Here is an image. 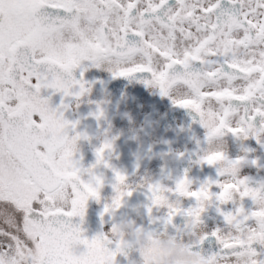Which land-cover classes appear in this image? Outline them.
<instances>
[{
  "label": "snow or ice",
  "instance_id": "1",
  "mask_svg": "<svg viewBox=\"0 0 264 264\" xmlns=\"http://www.w3.org/2000/svg\"><path fill=\"white\" fill-rule=\"evenodd\" d=\"M105 59L117 63L114 76L148 73L145 83L158 84L162 95L172 87L187 92L173 103L195 111L204 126L206 117L215 120L209 135L264 132V0H0V264H111L115 257L108 244L118 250V242L104 234L88 239L72 221L84 217L90 197L99 200L102 180L81 179L72 147L79 134L68 136L70 122L41 95L54 89L81 96L85 82L73 70L84 60L100 67ZM110 147L97 149L98 161ZM116 181L125 182V175L117 172ZM211 183L191 190L185 176L175 189L148 187L153 205L168 207L165 224L181 212L166 192L196 198L197 206L184 213L191 219L200 218L201 201L213 195L221 203L233 193L252 200L264 195V185L250 187L246 178L215 181L218 193ZM125 195L131 191L119 193L116 208ZM223 216L234 235L211 232L219 253L247 249L257 256L252 244L264 243V209L241 206ZM77 245L84 250L78 253Z\"/></svg>",
  "mask_w": 264,
  "mask_h": 264
},
{
  "label": "flooded vegetation",
  "instance_id": "2",
  "mask_svg": "<svg viewBox=\"0 0 264 264\" xmlns=\"http://www.w3.org/2000/svg\"><path fill=\"white\" fill-rule=\"evenodd\" d=\"M73 75L77 80L83 79L87 91L79 97L71 95L74 97L63 118L75 125L68 136L79 134L73 160L80 169L81 179L93 183L95 177L102 180L99 200L92 197V206L101 213L103 233L116 219L130 218L146 229H166L192 243L193 248L205 256L220 252L221 245L211 232L230 228L223 213L241 206L246 212L255 210L251 197L221 203L213 195L200 217L208 235L202 242L193 243L189 231L191 218L184 213L197 206L196 198L166 192L170 202L179 201L181 212L171 223L165 224L168 207L153 205L148 187L159 184L165 189H175L178 180L187 176L191 190H198L211 181L210 191H221L215 181H223L226 174L221 175L217 165H210L200 158V151L207 142V130L199 115L190 108L174 104L171 95H162L158 86L145 83L151 79L148 73L114 76L102 66L96 67L93 61L84 60L73 70ZM78 91L79 85L71 89L73 93ZM51 94L66 97L62 91L54 89ZM59 110L67 112L66 107ZM257 127H260L259 121ZM224 133L228 159L239 161L237 178H246L250 187L264 185V132L244 138L227 130ZM105 143H110L111 147L104 149L98 161L97 149ZM117 172L125 175L131 185V195L123 197L121 207L113 214L104 212V208L115 195L113 186ZM248 223L255 226V218ZM252 247L256 249L257 258L264 259V244L254 241ZM138 257L137 252H132L128 257L118 254L116 260L118 264H133Z\"/></svg>",
  "mask_w": 264,
  "mask_h": 264
},
{
  "label": "clouds",
  "instance_id": "3",
  "mask_svg": "<svg viewBox=\"0 0 264 264\" xmlns=\"http://www.w3.org/2000/svg\"><path fill=\"white\" fill-rule=\"evenodd\" d=\"M100 66L110 72H113L118 67L117 63L110 59L102 60ZM153 85L158 86V84ZM169 94L172 99H180L182 95H187L188 93L185 92L182 94L177 88L172 87L169 89ZM205 122L207 126H203L207 130V142L200 151L201 160L205 161L206 157L220 154L222 158L216 159L213 164L217 165L219 170L226 174L225 179L221 182L228 184L238 180L239 163L233 164L232 162L235 160H229L227 157L228 142L224 138L225 133L217 132L209 135L211 130L216 127V122L207 117L205 118ZM239 136L241 138L245 137L243 134ZM77 140L78 139H76L72 145L74 151ZM116 184L117 188L115 189V195L111 198V203L108 204L109 212L113 214L116 213V210L121 207L122 204L121 202L120 206L116 208L113 203L115 198L119 193H127L131 187L127 181L123 183H117L116 181ZM189 188L191 189V184ZM238 197V193H233L231 200L237 199ZM253 201L256 205L255 210L264 209V195L258 196V198ZM210 202L211 198L201 201L203 209H205ZM172 203L176 204L177 201H173ZM57 204L59 206H66L67 201L63 198H58ZM251 227L258 229V225ZM189 231L194 238L193 243L200 241L201 237L205 236L207 233L201 218L190 219ZM103 234L106 235L109 240L118 242L119 245L118 250L117 245L115 248H112V250L116 252V255L112 258L111 264H118L116 260L118 254L128 257L132 252H137L139 254L138 259L133 260V264H253L254 261L261 260L258 259L257 256L251 255L247 249H241L239 252L224 253L223 255L217 252L216 256L210 258V255L205 256L201 251L195 250L192 243L185 242L184 239L178 238L177 235L165 229L159 231L155 229H146L138 226L136 222L130 218L116 219L108 231ZM221 234L224 239H229L234 235V230L229 228L226 231H222Z\"/></svg>",
  "mask_w": 264,
  "mask_h": 264
},
{
  "label": "water",
  "instance_id": "4",
  "mask_svg": "<svg viewBox=\"0 0 264 264\" xmlns=\"http://www.w3.org/2000/svg\"><path fill=\"white\" fill-rule=\"evenodd\" d=\"M85 210L87 211L86 212L87 214L84 215V217L82 219L79 216L74 217V223H77L80 225L81 229L83 230V232H82L83 236L87 237L88 239H91L94 236L102 234L101 230H100L99 217L97 215L95 216L93 209L91 207L88 208L87 205H86ZM85 219H89L91 221V223L86 222V224L84 223L85 225H83L82 222ZM85 228L88 229L89 233Z\"/></svg>",
  "mask_w": 264,
  "mask_h": 264
}]
</instances>
